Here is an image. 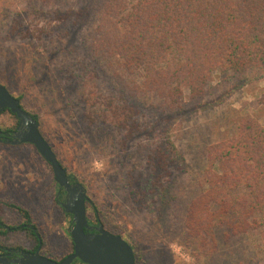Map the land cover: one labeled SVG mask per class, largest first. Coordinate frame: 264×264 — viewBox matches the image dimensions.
Returning <instances> with one entry per match:
<instances>
[{
	"label": "rangeland",
	"instance_id": "374dc122",
	"mask_svg": "<svg viewBox=\"0 0 264 264\" xmlns=\"http://www.w3.org/2000/svg\"><path fill=\"white\" fill-rule=\"evenodd\" d=\"M60 1L42 5L41 0H0V83L15 96L23 95L25 107L39 116L42 134L86 186L89 202L101 212L99 221L133 244L139 264H264L263 226L227 235L226 227H214L213 244L197 238L186 225L207 166L206 150L232 134L234 110L255 106V93L264 88V80L234 86L218 77L206 96L157 120L147 112L149 96L138 89L135 100L145 113L141 123L106 120L117 106L108 93L119 84L113 83L111 70L108 76L102 73L101 81L95 77L103 60L87 47L94 16H81L75 26L69 2ZM76 73H85L81 81H86V93L76 90L78 81L70 89L65 86L66 78ZM124 76L129 86L141 82L139 75ZM97 81L105 86L99 88ZM218 99L219 104L209 103ZM259 116L264 125V115ZM15 124L10 113L0 115V128ZM169 137L180 154L170 148ZM165 189L174 196L171 203L165 202ZM56 192L52 168L33 144L0 143V196L16 199L34 213L43 252L61 259L74 244L70 216L56 204ZM88 215L93 220L90 206ZM2 241L20 244L27 236L14 233L8 239L0 236Z\"/></svg>",
	"mask_w": 264,
	"mask_h": 264
},
{
	"label": "trees",
	"instance_id": "16d2710c",
	"mask_svg": "<svg viewBox=\"0 0 264 264\" xmlns=\"http://www.w3.org/2000/svg\"><path fill=\"white\" fill-rule=\"evenodd\" d=\"M41 1L42 5L46 3V0ZM67 1L75 26H79L81 16H94L92 40L87 47L92 56L103 60L99 62L96 79L101 81L102 73L108 76L111 70L116 78L113 83L119 84V88L114 86V92L108 93L107 98L117 106L114 113L104 117L106 120L141 123L145 113L135 100L139 98L138 89L149 96L147 112L157 120L170 112L186 109L188 101L195 102L206 96L218 77L234 86L240 81L248 84L264 80V0ZM40 8L41 12L45 11L44 7ZM68 38H71L70 31ZM88 57L86 55V59ZM126 72L139 75L141 82L129 86L124 76ZM84 74L68 76L65 86L71 88L78 81L76 90L86 93V81H81ZM60 80L63 81V77ZM97 86L105 85L98 82ZM255 96V106L234 110L232 134L206 150L207 166L200 176V191L187 211L186 225L190 232L199 239H211L213 244L214 227H226V235L227 232L252 233L264 227V125L259 118L264 115V88ZM18 98L27 109L23 95ZM220 102L218 99L209 103ZM28 111L40 123L39 116ZM4 112L14 117L13 128H16L17 115L10 109ZM97 116L95 112L90 117L94 121ZM168 143L180 154L170 137ZM69 175L71 181L79 180L75 173L69 172ZM143 177L145 175L141 179ZM207 184L209 187L205 188ZM59 190L57 187V193ZM64 192L56 196L57 202L63 199ZM164 192L166 204L171 203L174 196L169 189ZM87 205L93 208V222L97 223L100 210L94 202ZM59 207L72 222L73 216ZM20 210L26 222H31L29 211ZM0 228V233L5 232L3 219H0ZM139 259L136 257V264ZM79 262L86 264L80 259L72 264Z\"/></svg>",
	"mask_w": 264,
	"mask_h": 264
},
{
	"label": "water",
	"instance_id": "95a60500",
	"mask_svg": "<svg viewBox=\"0 0 264 264\" xmlns=\"http://www.w3.org/2000/svg\"><path fill=\"white\" fill-rule=\"evenodd\" d=\"M5 109L16 114L20 124L13 137L5 138V142L12 145L33 144L51 165L60 190L66 191L61 205L73 216L69 231L74 249L61 260L40 253V248L16 259L0 254V264H72L76 259L86 264H136L135 251L122 235L109 231L102 222L97 226L89 223L87 202L90 198L86 186L79 180L71 182L66 167L42 134L38 119L22 106L17 96L0 83V114Z\"/></svg>",
	"mask_w": 264,
	"mask_h": 264
},
{
	"label": "flooded vegetation",
	"instance_id": "af4514ba",
	"mask_svg": "<svg viewBox=\"0 0 264 264\" xmlns=\"http://www.w3.org/2000/svg\"><path fill=\"white\" fill-rule=\"evenodd\" d=\"M19 126H20V124L18 122L16 128H12L11 131H7V130H5V128H0V132H1L0 143L7 145L8 143L5 142V138H7V137L12 138L14 133L19 129ZM8 145H12V144H8ZM50 167H51V165H50ZM52 171H53V169H52ZM67 172L69 175L68 169H67ZM69 178H70V175H69ZM70 180H71V178H70ZM71 182H74V181H71ZM55 183H57V182L55 181ZM56 185H58V183ZM57 187H59V186H57ZM62 190H64V189L59 190L58 193L56 192L55 201H56V196L59 195ZM65 195H66V191L64 192L63 199H60L58 201L59 203L56 201L57 205L62 207L61 204L65 200ZM14 200H16V199H13V198L9 199L7 196H5V197L0 196V206L3 207V209H4V211H2L0 214V219H3V222L6 225V230H4L5 232L0 233V236H4V238L8 239V237L11 234L22 233V234L27 236V241H24L23 243H20V244H9L8 242L4 243V241H2V242H0V254L8 257L9 259H16V258H19L23 254H26V253H34L40 248V253L46 255L42 250L44 241H43L38 223L35 221L34 213L31 212L29 208H26L22 205L17 204V202H15ZM24 208L29 211L31 222H26V217H25L24 213L20 210V209H24ZM87 213H88V205H87ZM89 223L91 225L97 226V225H99L100 221L95 223V222H93V220H91L89 218ZM12 226H16L18 229H13ZM25 227H27V229ZM86 230L88 231V229H86ZM31 231H34V233H32ZM28 237H31L32 241H29ZM71 239H72V237H71ZM126 241L134 249L133 244L131 242H129L127 239H126ZM134 251H135V249H134ZM136 257H138V254L135 251V258Z\"/></svg>",
	"mask_w": 264,
	"mask_h": 264
}]
</instances>
